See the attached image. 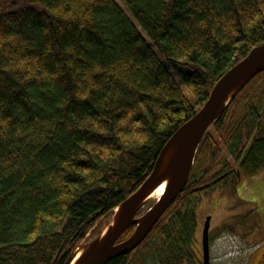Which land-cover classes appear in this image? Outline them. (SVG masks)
Instances as JSON below:
<instances>
[{"label": "trees", "instance_id": "obj_1", "mask_svg": "<svg viewBox=\"0 0 264 264\" xmlns=\"http://www.w3.org/2000/svg\"><path fill=\"white\" fill-rule=\"evenodd\" d=\"M122 2L132 18L116 0H0V264H63L98 235L214 83L264 41V0ZM209 129L174 202L105 264H182L209 194L189 182L227 157L242 175L264 168V71Z\"/></svg>", "mask_w": 264, "mask_h": 264}, {"label": "water", "instance_id": "obj_2", "mask_svg": "<svg viewBox=\"0 0 264 264\" xmlns=\"http://www.w3.org/2000/svg\"><path fill=\"white\" fill-rule=\"evenodd\" d=\"M264 71V41L229 68L212 86L204 104L168 138L160 149L149 175L114 209L111 220L102 231L81 242L63 264H105L135 249L148 235L187 183L197 148L210 125L223 113L229 102L258 73ZM162 193L143 213L141 209L160 185ZM103 186L82 192L74 203L89 194L99 193ZM134 226L128 237L121 235ZM209 217L202 229L203 264H208Z\"/></svg>", "mask_w": 264, "mask_h": 264}, {"label": "flooded vegetation", "instance_id": "obj_3", "mask_svg": "<svg viewBox=\"0 0 264 264\" xmlns=\"http://www.w3.org/2000/svg\"><path fill=\"white\" fill-rule=\"evenodd\" d=\"M226 162L223 164V168L217 170L219 174L212 172L204 176L203 183L200 184L202 181L196 180L188 184V187L195 186L192 190L207 188L209 194L202 196L198 204L192 252L183 260L182 264H203L202 229L207 217H209L208 264H214L210 254L218 232L213 233L212 216L216 207L220 209V204L225 201H227L226 208L231 209L227 218L234 230L231 233L235 236V259L233 262L264 264V177H261L260 174H253L249 175L253 179L248 181L247 178L243 179V175L240 174L239 160L227 157ZM235 198L242 201L241 208L232 210L236 207ZM246 224L248 228L244 232L242 225ZM239 228L242 230H238ZM199 232L200 237L197 239L196 236ZM152 263L157 264L156 262Z\"/></svg>", "mask_w": 264, "mask_h": 264}, {"label": "rangeland", "instance_id": "obj_4", "mask_svg": "<svg viewBox=\"0 0 264 264\" xmlns=\"http://www.w3.org/2000/svg\"><path fill=\"white\" fill-rule=\"evenodd\" d=\"M116 2L121 6V8L131 17V15L128 13L124 3L122 2V0H116ZM177 84L179 85V87L182 89V91L184 92V94L191 100V102H193V97L190 95V93L188 92L186 86L184 84H182L181 82H179L177 79H175ZM210 131V129H208ZM243 179H249L252 180L253 178H251L249 175H243L242 176ZM161 187V185L159 186ZM159 190V189H158ZM157 190V191H158ZM156 191V192H157ZM163 191V190H162ZM156 197L153 196L151 197L145 204V206L143 207V211L146 210L151 204H153V202L155 201ZM243 200V199H242ZM225 201V199H224ZM236 201V207L232 210H237L241 208V202L239 199L235 198ZM226 203L227 201H225V203H221L220 204V209H217L216 207V211L214 210L213 212V216H212V226H213V233H217L218 232V236H216L215 240L213 241V245L211 247V257L214 260L213 263L214 264H237L235 262H233V260L235 259V239H234V235L231 233L233 230L231 224H229L227 215L229 214L230 210L228 208H226ZM112 217H110L109 221L111 220ZM223 222V223H222ZM109 222L105 221V224L107 225ZM248 225H242V227L244 228V232H246L245 229H247ZM241 227V225H240ZM220 230V231H219ZM238 230H242V229H238ZM200 237V232L197 234L196 238L199 239ZM147 264H153L152 262L148 261Z\"/></svg>", "mask_w": 264, "mask_h": 264}, {"label": "bare ground", "instance_id": "obj_5", "mask_svg": "<svg viewBox=\"0 0 264 264\" xmlns=\"http://www.w3.org/2000/svg\"><path fill=\"white\" fill-rule=\"evenodd\" d=\"M164 185L162 184L161 187H158L154 190V192L151 194V197L155 196L156 198L162 193ZM159 189V190H158ZM158 190V191H157ZM157 191V192H156Z\"/></svg>", "mask_w": 264, "mask_h": 264}, {"label": "crops", "instance_id": "obj_6", "mask_svg": "<svg viewBox=\"0 0 264 264\" xmlns=\"http://www.w3.org/2000/svg\"><path fill=\"white\" fill-rule=\"evenodd\" d=\"M257 174H260L261 177H264V168H262Z\"/></svg>", "mask_w": 264, "mask_h": 264}]
</instances>
